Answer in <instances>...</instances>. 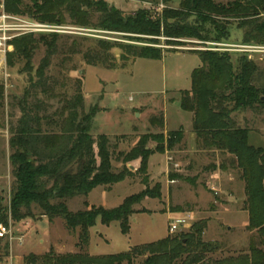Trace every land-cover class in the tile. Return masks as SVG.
I'll list each match as a JSON object with an SVG mask.
<instances>
[{
  "label": "trees",
  "instance_id": "1",
  "mask_svg": "<svg viewBox=\"0 0 264 264\" xmlns=\"http://www.w3.org/2000/svg\"><path fill=\"white\" fill-rule=\"evenodd\" d=\"M5 7L9 13L58 24L66 22L67 14L75 26L120 32L130 40L148 43L125 44L103 38L88 43L89 38L81 37L69 44L65 40L61 45L63 57L54 63L60 53L61 34H44L38 39L28 34L13 40L16 52L10 55V63H15L14 58L26 61L24 71L30 72V76L23 96L13 97L12 105L21 111L17 124L10 128L14 185L10 206L0 208V222L9 226L10 218H32L38 208L43 217H61L68 228L81 229L80 244L85 246L90 240V228L99 217L105 225L119 221L123 233L129 234L131 217L138 212L134 205L147 197H162L161 187L147 186L115 208L97 207L86 201V208L72 211L68 201L89 197L98 186L111 187L124 181L133 174L127 167L131 161H140L136 174L147 182L149 157L179 145L185 130L181 127L167 134L145 133L129 152L118 153L116 159L124 162L125 167L113 170L110 138L104 133L95 137L92 130L98 109L86 112L84 81L71 77L75 65H66L72 56L81 54L82 60L91 66L124 69L138 58L160 60L166 52L180 50L156 46L161 36L167 37V45L172 46L179 45L182 38L196 39L202 44L221 42L230 38L234 26L243 30L244 43L264 44V0H180L175 8L165 6L159 12L142 8L132 14H124L107 0H33L31 5H25L24 0H5ZM41 45L46 53L35 68L33 57ZM116 49L121 51L119 58ZM193 51L199 54L202 65L191 74V89L180 91L181 108L193 114L194 133L201 143L235 157L247 193L248 229L255 233L248 252L217 260L215 264H264V147L251 144L250 129L238 126L232 116L236 111L264 108V68L245 54L234 62L228 51L190 50ZM4 98L5 88L0 84V109L5 105ZM151 122L165 125L164 118H153ZM151 140L155 147L149 144ZM204 228V222L197 221L187 232L168 234L126 252L99 256L66 253L56 255L54 261L135 264L136 258L146 256L141 264H209V255L220 250V244L204 241ZM2 241L0 236V244ZM4 248H8L7 244ZM33 258L38 256L33 253L27 261Z\"/></svg>",
  "mask_w": 264,
  "mask_h": 264
},
{
  "label": "rangeland",
  "instance_id": "2",
  "mask_svg": "<svg viewBox=\"0 0 264 264\" xmlns=\"http://www.w3.org/2000/svg\"><path fill=\"white\" fill-rule=\"evenodd\" d=\"M107 1L124 14H132L142 8L159 12L165 6L175 8L180 3V0ZM228 1L218 0L221 3ZM32 3L33 0H24L25 5ZM3 10L8 12L5 0H0V12ZM65 15V25L75 26L69 16ZM81 28L86 31L77 34L60 33V53L54 63L63 57L61 45L65 40L71 44L77 38L87 37L88 43L103 38L119 40L125 44H148L146 41L125 38V34L120 32L104 33L94 27ZM243 34V30L234 26L230 38L221 43L242 44ZM34 35L38 39L42 34ZM167 39L161 36L156 46L178 47L180 50L168 51L160 60L138 58L124 69L109 70L102 66L88 65L82 60L81 54L73 55L72 60L66 64L68 68L76 66V70L70 72L71 77H81L84 81L86 112L98 109L92 130L95 137L104 133L110 138L111 151L114 152L113 170L120 171L125 167L124 162L116 159L118 153L129 152L145 133L167 134L181 127L185 130V137L179 145L162 153L155 152L149 157L147 182L144 177L136 174L140 161H131L127 164L133 173L130 177L111 187L98 186L89 197L70 199L69 208L72 211L82 210L87 207L86 201L97 207L115 208L131 194L147 186L154 188L160 185L162 197H147L134 205L138 212L131 217L129 234L123 233L119 221L105 225L99 217L96 225L90 228V240L86 246L80 244L81 229L68 228L61 217L53 220L43 217L38 208L34 209L35 216L32 218L16 221L10 218L8 227L11 233L3 237L0 244V264H58L54 257L66 253L115 255L129 251L133 246L165 238L168 234L187 232L197 221L204 222V241L220 244V250L209 255V264L248 252L255 233L248 229L247 193L236 159L229 152L208 148L201 143L194 133L193 114L183 110L180 103V91L191 89V74L194 68L202 65L199 54L190 50L209 47L210 44L182 38L179 39V45L172 46L167 45ZM15 52L14 45L8 56L7 70L0 71V84L5 88V105L0 109V208L10 206L14 185L13 165L10 161V128L17 124L21 111L17 105H12L13 97L18 99L23 96L30 76V72L24 71L26 61L14 58L15 63L11 65L9 57ZM228 52L234 62L245 54L264 68V52ZM45 53L43 45L36 50L33 57L35 68ZM115 54L119 58L121 51L116 49ZM64 72L67 74L69 70ZM32 75H35V70ZM232 116L238 126L250 129L251 144L264 147V108L260 111L244 109L234 112ZM153 118H164L165 125L160 127L153 124ZM149 144L156 146L152 140ZM213 166H216L215 169ZM173 225L177 226L174 230ZM6 244L8 248H4ZM33 253L38 258L27 261V257ZM45 256L48 259L44 260ZM145 257L136 258L135 264H141Z\"/></svg>",
  "mask_w": 264,
  "mask_h": 264
},
{
  "label": "built area",
  "instance_id": "3",
  "mask_svg": "<svg viewBox=\"0 0 264 264\" xmlns=\"http://www.w3.org/2000/svg\"><path fill=\"white\" fill-rule=\"evenodd\" d=\"M163 6V5H162ZM85 28L79 26H69L65 23H50L41 22L35 20L29 16H23L14 13H8L5 10L0 12V71L7 70V61L9 53L13 48V40L26 36L28 34H60L69 33L77 34L85 32ZM99 32L107 33L108 31L98 30ZM205 44H210L209 47L201 46L202 50H218V51H239L247 53H259L264 52V44L255 43H221V42H204ZM173 230L177 228L173 225ZM11 233L8 226L0 222V236L6 237Z\"/></svg>",
  "mask_w": 264,
  "mask_h": 264
},
{
  "label": "crops",
  "instance_id": "4",
  "mask_svg": "<svg viewBox=\"0 0 264 264\" xmlns=\"http://www.w3.org/2000/svg\"><path fill=\"white\" fill-rule=\"evenodd\" d=\"M86 95V94H85ZM100 107V106H99ZM100 108H102V107H100ZM181 143V142H180Z\"/></svg>",
  "mask_w": 264,
  "mask_h": 264
}]
</instances>
